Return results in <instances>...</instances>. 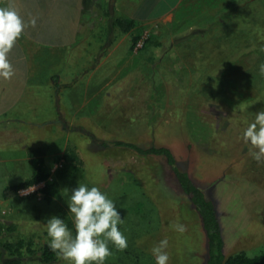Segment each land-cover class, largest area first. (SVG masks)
<instances>
[{
	"label": "rangeland",
	"instance_id": "1",
	"mask_svg": "<svg viewBox=\"0 0 264 264\" xmlns=\"http://www.w3.org/2000/svg\"><path fill=\"white\" fill-rule=\"evenodd\" d=\"M93 39L84 58L52 60L70 72L58 76L57 119L46 121L56 117L44 93L43 107H29L27 121L0 138L2 262L46 264L47 219L62 218L75 236L67 201L84 184L99 188L123 220L127 248L109 243L104 264H155L151 249L165 238L168 264H207L201 219L171 164L151 148L168 149L213 203L226 256L264 255V161L242 138L264 111V0H182L166 20L138 22L127 33L102 21ZM36 159L48 180L4 199L5 187L32 177ZM58 168L65 169L59 196L46 201L42 190ZM20 241V256L2 246ZM48 264L67 262L58 255Z\"/></svg>",
	"mask_w": 264,
	"mask_h": 264
},
{
	"label": "crops",
	"instance_id": "2",
	"mask_svg": "<svg viewBox=\"0 0 264 264\" xmlns=\"http://www.w3.org/2000/svg\"><path fill=\"white\" fill-rule=\"evenodd\" d=\"M181 1L152 0L147 4L148 0H115L110 4V0H0V8L14 7L27 25L8 54L12 77L7 80L0 77V138H10L13 123L27 121L29 107H43L44 93H50L49 101L55 108L56 117L46 121L57 119V107L60 106L58 76L63 71L55 61L84 58L83 53L90 50L94 40L95 29L102 21L107 28L109 12L136 22L161 21L166 20ZM160 4L164 6L154 11ZM45 48L51 50L45 52ZM63 65L74 66L65 61ZM5 163L6 159L1 155L0 169Z\"/></svg>",
	"mask_w": 264,
	"mask_h": 264
},
{
	"label": "clouds",
	"instance_id": "3",
	"mask_svg": "<svg viewBox=\"0 0 264 264\" xmlns=\"http://www.w3.org/2000/svg\"><path fill=\"white\" fill-rule=\"evenodd\" d=\"M32 26L35 21H31ZM27 25L14 7L0 8V77L10 79L13 69L8 54ZM264 76V64L259 67ZM242 138L250 144V154L257 162L264 161V111L255 115L254 122L244 130ZM253 149L255 151H253ZM27 190V191H32ZM75 226V236L64 220L58 216L47 219L46 231L50 238L48 247L57 252L67 264H104L112 255L109 243L119 251L127 248V238L119 230L123 223L114 202L107 198L99 188L79 184L71 190L67 201ZM175 231L185 232L186 226L180 223L170 225ZM168 240H161L151 249L155 264H168L169 256L164 251Z\"/></svg>",
	"mask_w": 264,
	"mask_h": 264
},
{
	"label": "trees",
	"instance_id": "4",
	"mask_svg": "<svg viewBox=\"0 0 264 264\" xmlns=\"http://www.w3.org/2000/svg\"><path fill=\"white\" fill-rule=\"evenodd\" d=\"M108 26L107 30H113L119 28L121 33L129 32L133 27L137 25L138 22L127 19L124 17L113 16L108 13ZM147 153H152L154 155L164 156L168 162L171 164L173 171L178 179V182L188 197L194 208L196 209L201 222L202 227L206 234L207 239V250L208 259L207 264H264V255L249 256L245 252H239L237 254L226 256L224 253V242L221 233L220 224L218 221L217 213L215 207L211 201H209L203 191H201L190 179L189 175L175 166V162L171 152L166 148H151ZM75 159L73 154L66 155V161L70 163L72 159ZM34 174L32 177L19 185L7 186L2 192V197L4 199H9L17 195L18 191L22 188H28L35 184L43 181H47L49 178V172L45 170L42 160L36 159L34 161ZM65 174V169L58 168L55 171V179L52 182H46L42 193L46 201H51L53 198H57L60 193V180ZM30 245V244H28ZM2 246L6 250H13L18 256L22 254L20 252V247H23V241L17 244V247H13L10 243H3ZM30 251V250H28ZM3 252L0 249V264H20L19 260H7L2 262ZM58 256L57 252H53L48 244L40 249V260L43 263H52L56 260Z\"/></svg>",
	"mask_w": 264,
	"mask_h": 264
}]
</instances>
